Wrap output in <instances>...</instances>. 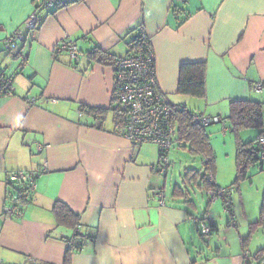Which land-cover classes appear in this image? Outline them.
I'll list each match as a JSON object with an SVG mask.
<instances>
[{
    "label": "crops",
    "instance_id": "1",
    "mask_svg": "<svg viewBox=\"0 0 264 264\" xmlns=\"http://www.w3.org/2000/svg\"><path fill=\"white\" fill-rule=\"evenodd\" d=\"M35 12L39 24L31 30L27 22ZM141 27L155 53L159 88L173 105L189 110L193 101L183 97L194 98L178 93L181 65L206 64V96L196 114L221 119L207 126L214 125L210 136L227 139L234 101L262 103L264 121V0H62L55 10L39 11L35 0H0V72L13 86L0 95V263L64 264L69 250L71 264L248 263L245 239L234 231L239 226L233 196L241 183L229 212L220 199L226 225L215 205L219 199L211 202L197 183L209 202L204 216L215 223L214 235L205 240L189 193L175 186L171 197L166 194L159 147L135 146L125 137V125L116 123L114 61L131 52ZM14 34L21 39L7 48ZM65 41L76 42L79 61L57 52ZM97 48L111 55V64L89 58ZM83 107L106 113L93 116ZM262 135L259 130L253 140ZM254 168L251 177L264 184V167ZM21 171L39 176L36 191L15 216L8 209L18 188L9 176ZM214 181L219 188L233 186L232 180L221 184L216 174ZM159 190L165 193L163 206ZM56 201L80 215L83 247L73 248L75 231L58 225ZM195 232L209 243L207 250Z\"/></svg>",
    "mask_w": 264,
    "mask_h": 264
},
{
    "label": "built area",
    "instance_id": "2",
    "mask_svg": "<svg viewBox=\"0 0 264 264\" xmlns=\"http://www.w3.org/2000/svg\"><path fill=\"white\" fill-rule=\"evenodd\" d=\"M186 3L188 0H179ZM37 10H55L60 7L62 0H35ZM28 26L31 30L39 24V16L35 12L28 19ZM139 46L131 51L127 56L117 58L113 67L115 71V85L113 89V108L124 119V134L135 146L143 143H154L161 151L158 171L167 174L170 161L169 152L174 146L177 136V124H175V114L179 109L173 105L159 88L156 71V58L151 44V40L145 29H139ZM21 39V35L14 34L8 41L7 48H15V41ZM58 53L67 52L72 59L79 61L82 52L76 42L65 41L57 48ZM257 89H261L257 85ZM13 90L11 80L0 72V95L10 94ZM194 120L207 127L212 124L221 123L219 117H209L195 114ZM258 149L260 162H264V136H259L255 141ZM38 171L17 172L9 176V182L18 188L17 195L13 200V205L8 209L9 214L20 216L25 203L29 201L36 191V179ZM210 181H214V176L209 175ZM235 191L233 186L217 188L208 191V198L211 202L222 199L225 202L227 212L230 211V197ZM159 204L164 205L165 193L158 192ZM201 237L209 240L215 233L214 219L212 216H204L203 219L195 218ZM71 246L76 248V241H71ZM86 244L82 240L81 247ZM0 264H8L1 262ZM29 264H37L33 259H29Z\"/></svg>",
    "mask_w": 264,
    "mask_h": 264
},
{
    "label": "trees",
    "instance_id": "3",
    "mask_svg": "<svg viewBox=\"0 0 264 264\" xmlns=\"http://www.w3.org/2000/svg\"><path fill=\"white\" fill-rule=\"evenodd\" d=\"M138 38H135L131 44V51L136 49L140 44ZM89 58L96 60L100 63L111 64L114 60L111 55L102 51L101 49H94L89 53ZM116 61V60H115ZM114 61V62H115ZM206 64L203 62L185 63L180 67L178 93L182 95L192 96L198 99H204L206 96ZM230 113L226 120L229 123L231 132L235 134L236 138V180L233 183L240 185L239 182L245 180L251 168L261 163V168L264 167V162H260L258 156V149L255 146V141L243 142L240 138L242 131L247 129L260 130L262 135L264 132L263 121V104L256 101H234L230 105ZM83 109L90 115L101 117L106 112L94 109ZM196 113L188 110L186 107H179L175 114L174 122L177 124V134L179 140L185 143L190 148L192 155L204 156V167L202 171L189 170L187 171L184 179L188 183H199L204 186L208 191L219 188L215 181L211 182L209 175L215 177L216 173V156L211 146L210 138L207 133V127L197 123L194 120ZM116 123L119 128L124 124L118 114H116ZM161 158V151H160ZM177 193V189L175 190ZM231 202L229 203V207ZM52 211L55 215L59 226L66 227L75 231L74 237L71 240H76V248H79L84 238V234L79 232L81 218L79 214L74 213L68 205L61 201H56ZM256 226H264V199L261 206L259 220L250 225V229ZM81 240V241H80ZM246 241V240H244ZM69 250L67 252L65 263L71 264V255Z\"/></svg>",
    "mask_w": 264,
    "mask_h": 264
},
{
    "label": "rangeland",
    "instance_id": "4",
    "mask_svg": "<svg viewBox=\"0 0 264 264\" xmlns=\"http://www.w3.org/2000/svg\"><path fill=\"white\" fill-rule=\"evenodd\" d=\"M185 100L193 101L192 103L188 102V108L190 111L196 113V109H198V104L201 103L198 98H190L183 97ZM217 125V124H215ZM214 126V125H213ZM211 126V127H213ZM211 127L207 128V133L210 132ZM246 134L242 136L241 139L243 142H249L254 139L256 132H259L257 129H247ZM243 132V133H244ZM209 135V134H208ZM210 136V135H209ZM211 141L215 147L213 151L216 156V177L217 181L221 182V184H231L228 183L231 181L234 183L236 180V163H235V152H236V136L233 133L227 134V139L224 135L216 134L211 135ZM209 137V138H210ZM232 139V140H230ZM227 141V144H226ZM232 141V142H229ZM231 154H234L233 158ZM234 159V160H233ZM169 161L170 167L167 173V188L166 194L168 197L172 196L173 189L175 186L181 187L184 191L189 193V200L195 202L197 205V209H191L193 214L196 217H203L204 210L207 208L208 199L205 194L201 191L198 184L196 182L193 183H184V177L189 170H197L200 171L203 168L204 156L203 155H192L190 152V148L186 146L185 143H182L179 140V136L176 137V141L174 143L173 148L169 152ZM219 165L220 173L217 175V168ZM231 165V166H230ZM258 168L252 169L250 174L247 176L248 179L243 180L241 183L240 191H237L233 196L234 203V211L236 213V222L238 224V229L235 230L233 227L228 229H234V231L238 234H242V238L246 241L247 253H248V263L247 264H264V226H256L254 229H250V225L257 222L259 220L260 211H261V199L264 198V184L262 178L251 177V173L253 174L254 170ZM257 173V172H255ZM262 173V172H260ZM233 177V179H231ZM229 185H227L228 187ZM234 186V185H233ZM235 189H238V185L235 184ZM222 188H226L223 186ZM215 202V201H214ZM222 200L215 202L216 207H218L221 215L219 218L223 220L224 225L228 220V216L223 214L224 210H222L221 204ZM247 214L249 217L248 220L243 219V212ZM233 226V225H232ZM198 243L201 249L207 250L209 245L208 242H204L200 236L195 232ZM226 236V234H221V238ZM223 239V238H222ZM216 240L221 242L222 240L216 238ZM211 244V242H210ZM220 244L224 245V242Z\"/></svg>",
    "mask_w": 264,
    "mask_h": 264
}]
</instances>
